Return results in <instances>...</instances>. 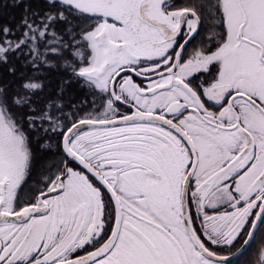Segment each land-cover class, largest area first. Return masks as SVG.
<instances>
[{
  "label": "snow or ice",
  "instance_id": "snow-or-ice-1",
  "mask_svg": "<svg viewBox=\"0 0 264 264\" xmlns=\"http://www.w3.org/2000/svg\"><path fill=\"white\" fill-rule=\"evenodd\" d=\"M0 264H264V0H0Z\"/></svg>",
  "mask_w": 264,
  "mask_h": 264
}]
</instances>
